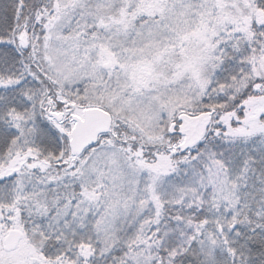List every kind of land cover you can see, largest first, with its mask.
<instances>
[{
  "label": "snow or ice",
  "instance_id": "6c2138e0",
  "mask_svg": "<svg viewBox=\"0 0 264 264\" xmlns=\"http://www.w3.org/2000/svg\"><path fill=\"white\" fill-rule=\"evenodd\" d=\"M0 264H264V0H0Z\"/></svg>",
  "mask_w": 264,
  "mask_h": 264
}]
</instances>
